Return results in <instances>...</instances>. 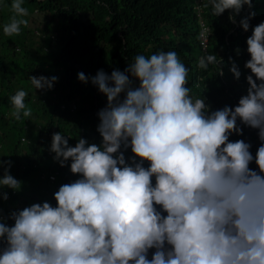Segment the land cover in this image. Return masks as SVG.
<instances>
[{"label": "clouds", "instance_id": "9594fccd", "mask_svg": "<svg viewBox=\"0 0 264 264\" xmlns=\"http://www.w3.org/2000/svg\"><path fill=\"white\" fill-rule=\"evenodd\" d=\"M23 3L12 0L4 35H19L28 25ZM209 5L214 16L230 10L236 23L253 0ZM254 16L249 11L239 21L243 31ZM246 44V95L235 107L211 112L204 98L191 94L189 69L175 51L138 54L111 74L78 73L107 98L97 113L101 144L80 138L73 147L71 136L53 133L54 161L61 167L70 161L79 178L59 187L55 206L35 197L24 207L0 208V264H264V22ZM223 63L206 54L197 67L213 65L223 76ZM229 71L239 80L234 62ZM29 79L33 89L50 90L58 77ZM26 96L18 90L10 98L17 121L32 115ZM238 120L257 130L255 155L250 143L229 140L242 135ZM122 147L133 154L127 160ZM11 166L0 160V188H9L0 190V200L21 188Z\"/></svg>", "mask_w": 264, "mask_h": 264}, {"label": "trees", "instance_id": "16d2710c", "mask_svg": "<svg viewBox=\"0 0 264 264\" xmlns=\"http://www.w3.org/2000/svg\"><path fill=\"white\" fill-rule=\"evenodd\" d=\"M11 3L0 0V160L5 155L12 162L10 174L24 183L27 193L16 197V191L9 192L6 201L0 200V208L6 212L24 207L35 197L55 206L53 195L59 187L79 178L70 172V161L64 167L54 161L55 154L49 151L53 133L71 136L68 143L73 147L80 138L89 144H101L97 113L106 106L107 98L90 81L80 82L78 73L92 77L103 70L111 74L113 70L123 71L138 54L147 57L175 51L189 69L187 86L191 94L204 98L209 112L235 107L247 93L246 76L251 74L244 67L250 59L246 39L253 27L264 22V0H253L251 10L244 6L235 16L236 23L228 19L230 10L214 16L211 6L205 7L208 0H24L23 7H30L24 17L28 25L21 26L19 35L8 37L3 26L13 14ZM196 3L201 5L209 27L204 50L198 43ZM249 11L255 16L245 32L239 21ZM206 54H216L223 60V76L216 74L213 65L198 69V59ZM232 62L241 72L239 80L229 71ZM32 76H56L58 80L50 90H36L30 83ZM18 90L27 92L25 104L32 109V115L20 121L11 115L10 98ZM29 123L35 128V139L24 144L20 138ZM7 125L13 139H9ZM237 125L242 135L233 133L229 140L250 143L255 155L260 144L257 130L239 120ZM121 151L126 160L133 155L130 148L122 147ZM250 167L255 168V163ZM49 174L55 175L50 178ZM30 184L36 190L28 191Z\"/></svg>", "mask_w": 264, "mask_h": 264}, {"label": "rangeland", "instance_id": "374dc122", "mask_svg": "<svg viewBox=\"0 0 264 264\" xmlns=\"http://www.w3.org/2000/svg\"><path fill=\"white\" fill-rule=\"evenodd\" d=\"M25 8H27L28 10H29V8L30 7H28L27 5H25ZM7 129H8V135H9V139H13L14 138V136L13 135H10V129H9V125H7ZM34 130H35V128H34V126H33V124L32 123H29L28 124V127H25V129H23V136H22V138H20V141L21 142H23L24 144H26L27 142H29V141H33L35 138H34ZM8 141V140H7ZM5 145V144H4ZM2 148V147H1ZM1 153H4V152H1ZM2 157H3V160L5 159V160H8V158H7V156H5V155H2ZM21 182V181H20ZM29 190H32V191H34V190H36L35 188H34V186H33V184H30L29 185V189H28V191ZM26 193H27V190H26V188L24 187V183H22L21 182V188H20V190L19 191H16V197H21V196H23V195H26ZM30 194V193H29ZM28 194V195H29Z\"/></svg>", "mask_w": 264, "mask_h": 264}, {"label": "built area", "instance_id": "2783aa9c", "mask_svg": "<svg viewBox=\"0 0 264 264\" xmlns=\"http://www.w3.org/2000/svg\"><path fill=\"white\" fill-rule=\"evenodd\" d=\"M196 14H197V20L199 24V29H198V37H199V45L200 49L204 50L206 43H207V38H208V32H209V27L206 24L203 16H202V8L201 5L196 3ZM50 178L53 177V175H49Z\"/></svg>", "mask_w": 264, "mask_h": 264}]
</instances>
